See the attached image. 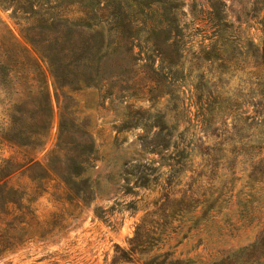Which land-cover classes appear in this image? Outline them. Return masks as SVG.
<instances>
[{"label": "rangeland", "instance_id": "rangeland-1", "mask_svg": "<svg viewBox=\"0 0 264 264\" xmlns=\"http://www.w3.org/2000/svg\"><path fill=\"white\" fill-rule=\"evenodd\" d=\"M70 1L0 4V130L18 118L39 126L44 80L51 125L34 157L49 179L33 208L53 228L0 264H211L256 242L264 233V0H142L152 9L142 17L121 0L136 26L124 31L136 35L132 44H110L111 24L101 25L103 38L98 28L78 31ZM87 40L112 53L94 83L63 97L43 55L93 75L94 63L80 60ZM61 116L60 154L79 167L47 160ZM21 154L0 140V159L22 162ZM50 170L77 172L91 200ZM9 184L33 185L20 174ZM243 260L236 264H256Z\"/></svg>", "mask_w": 264, "mask_h": 264}, {"label": "trees", "instance_id": "trees-1", "mask_svg": "<svg viewBox=\"0 0 264 264\" xmlns=\"http://www.w3.org/2000/svg\"><path fill=\"white\" fill-rule=\"evenodd\" d=\"M13 1L14 6L17 8L23 5L29 4V0H0V4ZM135 2L131 5L137 7L140 17L144 15V8L151 9L150 2H144L142 0H132ZM152 4L159 3L158 0H152ZM69 5L77 6L80 9V16L73 21L77 30L85 33L99 32L103 38L102 24H111L108 30L107 39L118 42L119 38L126 39L130 42L136 37L135 34L124 35V31H133V21L128 16V13L124 10L121 0H71ZM49 8L44 9L46 15ZM171 13L165 11L163 16L169 20ZM138 15V14H137ZM175 21L176 17L172 15L171 18ZM136 23V22H135ZM136 25V24H135ZM92 37V35H91ZM90 37V38H91ZM90 40V39H89ZM89 40L86 41L85 49L80 56V60H83V64L87 61L94 63V74L88 76H79L76 74L78 66L70 64H60L56 60L43 55V59L48 64L49 72L53 78L55 91H62L65 89L78 90L81 86H87L91 82L97 80L99 77L98 71L104 58L112 52H107L110 44L104 46V44L90 45ZM102 43L103 40L100 39ZM133 47H130L129 55H133ZM93 58V59H92ZM87 60V61H86ZM260 65L264 69V41L261 46ZM84 66V65H83ZM85 68H89L84 66ZM61 69V72H58ZM264 73V71H263ZM264 76V74H263ZM262 76V77H263ZM264 89V77L261 86ZM41 95L43 97L42 104L40 105L41 118L39 120V126H29L27 120L21 118L12 119L7 128L0 130V140L10 145L12 148H16L21 151L22 162L19 161L18 156L2 158L0 159V260L4 255L13 252L28 240L32 238L43 239L53 231L52 227H47L48 223L40 221L36 217V210L33 208V204L40 197L44 190V181L49 179L48 170L45 171L42 164L35 159V155L39 153L47 140L48 132L50 129L51 108L48 102V90L46 82H42ZM63 97L66 96L64 93ZM9 117L13 118L10 114ZM30 127V128H29ZM62 116L61 123L59 124V139L55 149L50 153L47 160L58 159L60 164L67 162L71 166L79 167L76 161V157L72 154L65 153L60 154L64 149L61 148L60 136L62 135ZM85 136V134H84ZM70 153L71 150H69ZM32 153V154H31ZM34 153V154H33ZM77 156V155H76ZM40 170L42 174L34 176L32 173ZM53 174L57 175L71 190L77 198L83 202L91 200V190L87 181L77 178V172H71L68 170L67 176H60L54 170ZM17 174L21 176L25 175L33 184L30 191L23 187H17L9 184L10 179ZM71 175H74L71 176ZM247 255L253 256L256 264H264V233L253 244L240 249L237 253H233L230 256L223 258L219 262L211 264H236L237 261H244L243 257ZM262 255V256H261ZM164 264V262H163ZM167 264H181L178 260H169Z\"/></svg>", "mask_w": 264, "mask_h": 264}]
</instances>
